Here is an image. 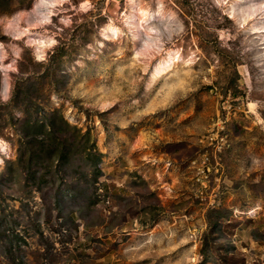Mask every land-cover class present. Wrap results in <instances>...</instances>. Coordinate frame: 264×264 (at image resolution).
<instances>
[{
  "label": "rangeland",
  "instance_id": "obj_1",
  "mask_svg": "<svg viewBox=\"0 0 264 264\" xmlns=\"http://www.w3.org/2000/svg\"><path fill=\"white\" fill-rule=\"evenodd\" d=\"M0 158V264H264V0H0Z\"/></svg>",
  "mask_w": 264,
  "mask_h": 264
},
{
  "label": "bare ground",
  "instance_id": "obj_2",
  "mask_svg": "<svg viewBox=\"0 0 264 264\" xmlns=\"http://www.w3.org/2000/svg\"><path fill=\"white\" fill-rule=\"evenodd\" d=\"M40 43V42H39ZM42 43V42H41ZM174 63V57L169 56L168 60L165 61L163 64H159V67H157L148 80L144 84L145 90H150L153 84L161 79V77L167 75L172 70V65ZM2 162L0 158V163Z\"/></svg>",
  "mask_w": 264,
  "mask_h": 264
}]
</instances>
